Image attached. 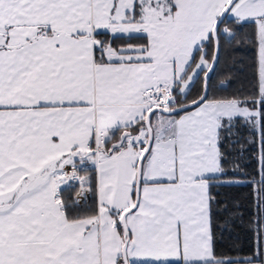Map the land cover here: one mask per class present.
<instances>
[{"label": "snow or ice", "instance_id": "6c2138e0", "mask_svg": "<svg viewBox=\"0 0 264 264\" xmlns=\"http://www.w3.org/2000/svg\"><path fill=\"white\" fill-rule=\"evenodd\" d=\"M0 264H264V0H0Z\"/></svg>", "mask_w": 264, "mask_h": 264}, {"label": "trees", "instance_id": "16d2710c", "mask_svg": "<svg viewBox=\"0 0 264 264\" xmlns=\"http://www.w3.org/2000/svg\"><path fill=\"white\" fill-rule=\"evenodd\" d=\"M236 55L239 57V56L244 55V53H237ZM235 195L238 196L241 202L246 203V199H245L246 192L245 191L236 192ZM222 239H223V244L221 245V247L225 251H227L228 248H230L233 244H235L238 248L246 247L245 232L242 227H236L232 235L224 234L222 236Z\"/></svg>", "mask_w": 264, "mask_h": 264}]
</instances>
